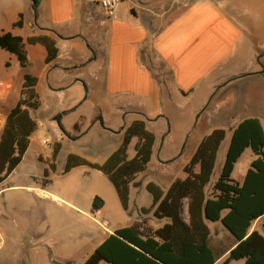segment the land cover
<instances>
[{"label": "crops", "instance_id": "obj_1", "mask_svg": "<svg viewBox=\"0 0 264 264\" xmlns=\"http://www.w3.org/2000/svg\"><path fill=\"white\" fill-rule=\"evenodd\" d=\"M20 19L23 25L16 27ZM5 32L23 38L30 66L22 68L15 55L0 50L5 63L0 128L20 101L26 75L38 79L41 106L33 118L47 97L52 119L61 122L72 110L75 88L84 85L95 118L114 129L104 137L119 148L125 129L136 121H145L155 136L151 162L133 184L150 180L167 192L177 179L186 178L184 170L202 141L222 129L227 135L218 152L215 182L238 125L256 118L264 128V0H123L112 11L102 9L98 0H40L37 12L32 0H0V35ZM45 36L58 49L49 63L46 47L29 42ZM187 134L191 150L177 158L174 143H182ZM137 142L130 144V158ZM255 159L252 152L238 183ZM153 212L135 222L151 220ZM253 231L264 236V216L253 223ZM0 264L5 263L0 259Z\"/></svg>", "mask_w": 264, "mask_h": 264}, {"label": "trees", "instance_id": "obj_2", "mask_svg": "<svg viewBox=\"0 0 264 264\" xmlns=\"http://www.w3.org/2000/svg\"><path fill=\"white\" fill-rule=\"evenodd\" d=\"M37 12L40 0H32ZM20 19L15 26L22 27ZM31 44L47 49V62L58 57L56 41L50 37H36ZM0 50L15 55L22 68L30 62L26 43L11 32L0 35ZM38 79L26 75L20 101L8 114L0 135V185L21 164L38 129L32 112L41 106L36 91ZM226 131L214 130L200 144L186 166L185 179H177L167 192L150 183L147 187L153 197L149 210L157 220H167L161 228H154L147 220L116 230L88 257L84 264H216L227 252L226 262L244 261L245 264H264V236L251 232L253 223L264 216V128L259 119L241 122L233 131L226 160L218 179L213 182L218 152L226 139ZM133 139L135 156L128 150ZM155 136L148 131L145 121H136L125 129V138L104 164L91 163L70 156L66 171L88 166L103 173L114 186L122 204L128 207L130 186L137 175L147 170L151 162ZM256 159L243 183L233 179L235 166L247 150ZM57 153V152H56ZM104 205L95 198L93 208ZM143 212L148 213L146 209ZM210 223H221L230 233V244L212 245ZM227 241V242H228Z\"/></svg>", "mask_w": 264, "mask_h": 264}, {"label": "rangeland", "instance_id": "obj_3", "mask_svg": "<svg viewBox=\"0 0 264 264\" xmlns=\"http://www.w3.org/2000/svg\"><path fill=\"white\" fill-rule=\"evenodd\" d=\"M4 70L1 54L0 82ZM86 98L84 85H78L70 97L72 110L61 122L52 119L53 111L47 97H43L44 107L33 114L38 129L21 164L0 185L1 263L82 264L109 233L132 226L138 217L142 219L145 213L142 209L150 213L153 199L147 189L150 180L143 185L131 184L129 203L125 208L103 173L88 166L66 171L70 156L104 164L120 146L117 141L104 137L105 131L114 129L106 123L102 125L98 116L95 118L93 99L86 101ZM81 118L86 121L80 123ZM187 142L188 134L182 143L179 139L177 143L180 144L174 143L178 147L177 158L191 150ZM250 155L252 151L248 149L245 158L237 164L233 174L235 181L240 179L244 162ZM97 197L104 205L95 210L93 204ZM150 219L147 221L154 228L166 224V221ZM209 225L213 227L214 247L230 244L227 239L231 235L221 223ZM241 262L233 264H244ZM219 264L228 263L224 259Z\"/></svg>", "mask_w": 264, "mask_h": 264}, {"label": "built area", "instance_id": "obj_4", "mask_svg": "<svg viewBox=\"0 0 264 264\" xmlns=\"http://www.w3.org/2000/svg\"><path fill=\"white\" fill-rule=\"evenodd\" d=\"M122 2H123V0H98L99 5L105 11H112L114 8H116Z\"/></svg>", "mask_w": 264, "mask_h": 264}]
</instances>
